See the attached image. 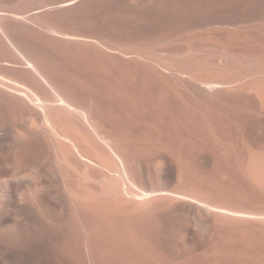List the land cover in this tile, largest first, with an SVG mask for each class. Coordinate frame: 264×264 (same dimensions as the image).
I'll return each instance as SVG.
<instances>
[{"label":"bare ground","instance_id":"6f19581e","mask_svg":"<svg viewBox=\"0 0 264 264\" xmlns=\"http://www.w3.org/2000/svg\"><path fill=\"white\" fill-rule=\"evenodd\" d=\"M93 1L0 0V264H264V7L180 5L150 62Z\"/></svg>","mask_w":264,"mask_h":264},{"label":"rangeland","instance_id":"374dc122","mask_svg":"<svg viewBox=\"0 0 264 264\" xmlns=\"http://www.w3.org/2000/svg\"><path fill=\"white\" fill-rule=\"evenodd\" d=\"M92 3V6L96 7L97 30L107 32V27H111L115 29V35L127 31L132 45L138 47L141 44L140 48L145 49V56L150 62L164 61L160 33L166 25H174L177 20L175 8L180 5L264 7V0H96ZM189 20H192V17ZM217 26L206 25L204 29L207 35L203 38L209 40L215 37ZM223 44L227 46L228 42L223 41ZM251 44L261 46L257 39L251 40ZM119 57L123 60L129 58L121 54ZM122 62L119 61L118 64L120 75L118 74L117 87H159L157 80H142L139 65H127Z\"/></svg>","mask_w":264,"mask_h":264}]
</instances>
